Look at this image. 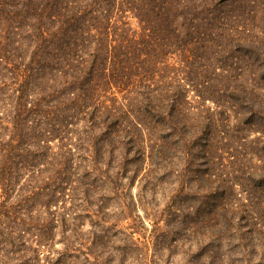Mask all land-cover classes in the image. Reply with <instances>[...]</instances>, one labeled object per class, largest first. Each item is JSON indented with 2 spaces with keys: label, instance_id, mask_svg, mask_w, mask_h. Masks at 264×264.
<instances>
[{
  "label": "trees",
  "instance_id": "1",
  "mask_svg": "<svg viewBox=\"0 0 264 264\" xmlns=\"http://www.w3.org/2000/svg\"><path fill=\"white\" fill-rule=\"evenodd\" d=\"M254 3L0 0V264H123L129 257L153 264L149 240H134L139 216L128 192L146 157L154 167L148 171L158 174L180 160L177 194L202 173L208 190L205 208L188 204L178 210L181 224L156 227L162 232L160 242L154 237L153 257L162 264H264L263 233L256 236L263 248L256 250L236 225L245 204L239 213L226 206L241 175L264 183V95L254 87L230 90L242 121L256 125L261 136L252 149L260 170L231 164L239 175L228 180L212 171L216 148L223 147L206 136L210 122L187 126L180 115L186 95L153 89L146 75L175 55L193 83L206 42L220 38L257 64L264 79V40L237 31ZM245 198L252 211L256 194ZM204 210L206 222L200 219ZM129 218L131 231L120 226Z\"/></svg>",
  "mask_w": 264,
  "mask_h": 264
},
{
  "label": "rangeland",
  "instance_id": "2",
  "mask_svg": "<svg viewBox=\"0 0 264 264\" xmlns=\"http://www.w3.org/2000/svg\"><path fill=\"white\" fill-rule=\"evenodd\" d=\"M252 1L255 2L254 12H250L248 15L245 14L246 26L237 25V31L241 36H244V34H252L251 32H253L260 39L264 40V0ZM260 1H263V3ZM243 23L245 24V21ZM131 26L138 29L135 19H131ZM206 43L207 50H205V54L203 52V55L196 59L198 70L193 83L187 81L185 74L181 72L182 70L180 71L181 62L175 55L169 57L166 61H160L156 70L153 72L149 68L146 75L148 76V82L151 88L153 87V89L158 90V88L162 87L170 92L178 91L186 95L184 97V106L182 105L183 102L181 103L180 115L182 120L187 123V126L195 129L197 127L200 128L205 122H210L212 127H208V131L205 132L206 136L212 135L213 143L216 146L222 145L221 147H223L219 151L217 147L216 155L213 154L216 159L213 161V166H211L213 168L212 171L217 176L220 173L226 174L225 177L229 180V178H233L232 176L239 175V173L232 171L231 164H234V167L245 168L244 171L248 167L251 170H260L259 161L252 154V149L256 146L255 141H258V138L261 136V133L257 131L258 127L256 125L246 124L242 121V113H240L236 105L239 101V99H236L238 96L232 94L230 90H236V93H240L245 88L254 87L264 95V79L258 77V65L251 62L248 63L242 57V51L235 48L234 44L227 43L220 38ZM222 49H231V54L225 53ZM196 50L203 51L201 47H197ZM261 57L263 58V53ZM199 91L203 92L202 95H199ZM224 130L227 132L226 134L221 132ZM211 151H213V148ZM140 164L141 171L134 177L128 188V192L133 196L136 203L135 214L139 216L138 218L134 217L133 237L138 245L143 242L146 243V240H149L146 243V247L149 250L147 258H153V264H162L163 260H159L158 257L151 255L153 253L152 248L158 247L157 244L152 246L154 237L157 235L156 240L160 242L161 229L170 230L174 226L181 224L184 218L183 214L178 210L184 207L186 208L188 204H196L201 206L202 209L205 208L202 201L207 200L205 194L208 190L204 186L206 177L205 173L203 174L200 171L199 173L202 174L201 176L199 175V180L184 183L187 185L181 189V193L177 194L176 188L179 184L177 174L179 173L180 167L183 166L180 160L176 161L172 170H168V172L164 171V174H158L156 171H148V169L154 168L148 157ZM128 169L130 168L128 167ZM142 177L146 178L143 179ZM242 177L245 178L244 182L241 181ZM246 177L247 175L245 174L241 175V178L238 179L239 182L237 181L236 183L238 185L234 187V190L229 192L226 206L230 208V211L239 213V207L245 204V207H241V209L243 208L242 212H245V214H242L243 219L237 221L236 225L240 231L249 233L251 245L256 243L254 249L259 250L262 244H260L256 236L262 233L264 235V225L261 224L264 220V212L259 208L264 206V191L260 188L264 186V183L259 181L252 182L247 180ZM123 182H127V180L123 178ZM229 183L231 184V180ZM152 184H155V186H152ZM196 184H201V188L203 189H195ZM242 184L248 185L249 189L247 192L241 189L244 188ZM250 192L256 194L255 200L258 202H253L252 211L251 208L248 211L247 204L249 201L246 202L245 198ZM141 193L144 194V198H141L142 201L140 202L137 199ZM184 193L187 194L186 197L183 195ZM206 211H202L200 215L201 220L202 218L205 219L204 222L208 221ZM213 211L217 210L213 209ZM253 216L256 220H254ZM258 216H260V219ZM139 219L143 224L139 222ZM129 222H132L131 218L122 221L120 226L131 231ZM200 225L205 224L201 223ZM157 226L161 229L156 230ZM88 229H90V223L85 219L83 223L85 235L88 234L86 233ZM56 245L58 248L62 246L61 243H57ZM224 250L221 247L220 252ZM162 251L164 253L167 252L165 248ZM145 259L143 257L141 260H138L137 264H144ZM174 261L173 259L168 264H174ZM123 264L136 263L130 260L129 257L124 260Z\"/></svg>",
  "mask_w": 264,
  "mask_h": 264
}]
</instances>
